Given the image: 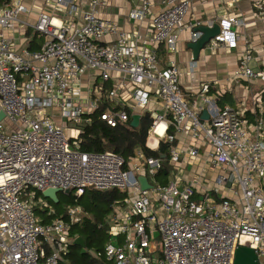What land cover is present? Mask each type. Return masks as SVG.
Returning a JSON list of instances; mask_svg holds the SVG:
<instances>
[{"label": "built area", "instance_id": "1", "mask_svg": "<svg viewBox=\"0 0 264 264\" xmlns=\"http://www.w3.org/2000/svg\"><path fill=\"white\" fill-rule=\"evenodd\" d=\"M54 1L53 12H39L33 25L20 18L30 12L21 0L0 5V264H70L65 256L75 241L71 227L84 211L67 205L66 220L42 221L36 208L48 216L56 212L39 195L50 188L77 195L90 188L126 193L110 219L105 254L112 264H234L240 246L254 249L264 264V56L251 37L239 33L245 19L222 17L220 27L222 20L232 21L235 43L220 39L221 29L209 45L234 49L243 43L230 81L260 83L252 117L225 105L204 122L212 84H203L201 99L190 102L179 67H163L157 50L164 45L178 51L192 0H137L128 17L134 23L151 17L145 34L98 15L112 0H90L87 11L79 0ZM253 7L264 19V0ZM20 27L44 36L39 50L17 48L8 32ZM201 35L193 30L191 38ZM128 87L127 97L121 92ZM153 98L162 113L148 110ZM97 111L111 127L139 111L141 118L149 114L151 149L164 141L172 165L188 155L208 167L191 181L177 177L164 184L158 179L162 160L142 150L129 160L113 151H81L82 125L92 123L85 116ZM177 133L189 137L184 148ZM139 176L152 188L144 191Z\"/></svg>", "mask_w": 264, "mask_h": 264}, {"label": "crops", "instance_id": "2", "mask_svg": "<svg viewBox=\"0 0 264 264\" xmlns=\"http://www.w3.org/2000/svg\"><path fill=\"white\" fill-rule=\"evenodd\" d=\"M21 1L30 9V12L29 14L21 15L20 18L29 23L32 22L31 20L37 21L39 12L43 11L50 14L55 7L48 3L51 0H34L33 2H28L29 0ZM79 1L84 11L90 9V0ZM254 1L255 0H241L240 2L232 4L231 0H192V7L186 18V25L180 33L178 51L170 52L164 45L158 46L157 50L160 64L163 67H167L172 62H175L179 67L180 86L185 97L190 102L194 100L199 101L201 99V88L203 84L206 82L212 84V103L207 105L205 109L208 111L210 118L225 105L240 109L246 116L252 117L254 108L253 99L259 91L260 83L252 84L247 81H230L231 74L237 67L238 56L244 49L242 42L238 48L234 49H229L225 46L213 49L208 43L205 48L201 50L198 60H194L193 52L188 48V43L192 41V31L194 30L192 25L196 23L214 25L215 23H219L221 18L227 15L241 16L245 19L247 24L239 28V33L243 38L246 35L247 37H251L252 44L256 48L258 54L264 56V19H260L255 14L253 7ZM137 3V0H112L106 7L99 9L98 15L104 19L118 22L120 26L127 31H132L135 27L145 34L150 28L151 17L139 23L132 22L128 17L129 11ZM28 29L26 30L20 27L15 31L8 32V35L20 50L24 48L39 50L44 42V37L33 39V35H27ZM33 31L35 30L33 29ZM220 53H223V55L228 58L226 63H221V67L218 66L217 61H214L212 57L213 55L219 56ZM192 60L196 63L194 68L191 67ZM243 85L246 86L243 88ZM121 94H126L128 97V95L131 94V89L128 87V89L125 90V92H121ZM225 96L229 98V101L224 100V103H220V100ZM262 96L264 98V95ZM130 104H133V102L130 101ZM148 110H155L162 113L163 108L161 102L157 98H153L148 106ZM140 113L139 111L138 114ZM207 121L208 120H205L204 122ZM188 141L189 137L177 133V142L180 146L184 148L188 144ZM153 142V140H150V144ZM153 144L155 145H152L154 147L158 146L157 141ZM200 162L203 164L202 168L199 167ZM170 165L171 170L168 180L178 177L181 178L184 183L191 181L202 172L203 168L208 167L204 159L202 160L200 157L190 158L188 155H185L179 164L172 165L170 162ZM208 169L210 170V168ZM209 173L215 175L216 171L212 173L210 170Z\"/></svg>", "mask_w": 264, "mask_h": 264}, {"label": "trees", "instance_id": "3", "mask_svg": "<svg viewBox=\"0 0 264 264\" xmlns=\"http://www.w3.org/2000/svg\"><path fill=\"white\" fill-rule=\"evenodd\" d=\"M6 0H0V5ZM27 35H33V39L44 37L40 33L28 29ZM33 50L32 48H30ZM227 96L220 100L224 103ZM85 117L92 119L90 125H82L83 132L80 135V150L83 152H105L113 151L122 155L126 160L135 156L137 150H142L148 157H159L163 162V169L158 173V179L162 183H168L171 165L168 153L169 144L161 141L159 148L153 150L148 146L149 129L153 119L149 114L143 115L137 128L131 126V118L127 123L111 127L101 119L98 111ZM132 117V116H131ZM172 131V130H170ZM39 195L43 196L42 193ZM126 193L119 189L96 190L86 189L83 194L77 195L75 191L67 195L59 194V202L54 203L55 214L48 216L44 210L36 208V212L42 221L47 222L53 218L67 219V205H80L84 211L82 220L71 227V235L76 240L82 237L85 247L76 244L70 245V250L66 254V260L70 264H112L105 254V246L111 239L110 219L114 204L125 198Z\"/></svg>", "mask_w": 264, "mask_h": 264}, {"label": "water", "instance_id": "4", "mask_svg": "<svg viewBox=\"0 0 264 264\" xmlns=\"http://www.w3.org/2000/svg\"><path fill=\"white\" fill-rule=\"evenodd\" d=\"M221 31V27L219 23H215L213 26L209 25H201L194 29V32H201L202 35L196 41L192 40L188 43V48H190L193 52L194 60H198L201 50L205 48V46L210 42L212 38L218 35ZM5 113L3 111L0 112V119H4ZM210 116L207 110L203 111L201 119L203 121L209 120ZM141 121L140 114H134L132 116L131 126L133 128H137ZM139 182L141 183V187L144 191L149 190L152 188V185L149 183V180L146 176H139ZM73 190H67L64 192L65 194H71ZM61 191L59 189L50 188L43 192V196L47 199H50L54 203L59 202V194ZM76 244H80L81 246L85 247V242L82 237H78L75 240ZM234 264H258V257L254 249L248 246H240L237 249L236 256H235V263Z\"/></svg>", "mask_w": 264, "mask_h": 264}, {"label": "clouds", "instance_id": "5", "mask_svg": "<svg viewBox=\"0 0 264 264\" xmlns=\"http://www.w3.org/2000/svg\"><path fill=\"white\" fill-rule=\"evenodd\" d=\"M232 21L229 19H224L221 21V29L222 32L220 34V39L224 40L228 44H234L235 43V37L234 34L230 31ZM166 127V125L161 124L159 125V130L161 132V135L163 134V129Z\"/></svg>", "mask_w": 264, "mask_h": 264}, {"label": "rangeland", "instance_id": "6", "mask_svg": "<svg viewBox=\"0 0 264 264\" xmlns=\"http://www.w3.org/2000/svg\"><path fill=\"white\" fill-rule=\"evenodd\" d=\"M7 1V0H6ZM24 1V0H23ZM26 1V0H25ZM33 2L34 0H29L28 2ZM49 4H51V5H54L55 4V1L54 0H51V1H49L48 2ZM30 10V9H29ZM32 22V24H35L36 22L34 21V20H31ZM213 57V59H214V61H217V64H218V66H220L221 67V63L223 62V63H226L227 62V57L226 56H224L223 55V53H220V55L219 56H217V55H213L212 56ZM220 63V64H219ZM219 69H221V68H219ZM218 69V70H219ZM246 85H243V88L245 87ZM200 168H202L203 167V164L200 162V166H199ZM211 172L213 173L214 171L213 170H211ZM217 173V172H216ZM47 199V198H46ZM47 200H50V199H47ZM156 236L158 237L159 236V232H156ZM62 264H64V263H62Z\"/></svg>", "mask_w": 264, "mask_h": 264}, {"label": "bare ground", "instance_id": "7", "mask_svg": "<svg viewBox=\"0 0 264 264\" xmlns=\"http://www.w3.org/2000/svg\"><path fill=\"white\" fill-rule=\"evenodd\" d=\"M151 141H152V139H151ZM153 145V144H152Z\"/></svg>", "mask_w": 264, "mask_h": 264}]
</instances>
